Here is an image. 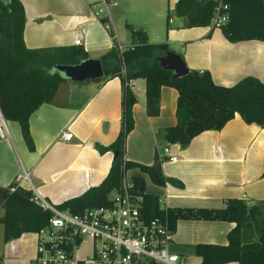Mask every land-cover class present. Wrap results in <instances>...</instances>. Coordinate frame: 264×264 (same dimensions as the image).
Listing matches in <instances>:
<instances>
[{
    "label": "crops",
    "instance_id": "crops-1",
    "mask_svg": "<svg viewBox=\"0 0 264 264\" xmlns=\"http://www.w3.org/2000/svg\"><path fill=\"white\" fill-rule=\"evenodd\" d=\"M20 1L25 18L22 37L30 48L72 45L79 39L77 45L87 57L99 58L114 40L123 46L130 44L129 28L123 35L115 31L122 19L126 26L140 28L147 41L166 42L188 69L207 70L216 83L229 85L244 76L264 82L263 40L229 41L219 27L186 26L183 16L175 23L166 14L176 0H114L101 15L110 23L114 38L94 15L101 0ZM67 80L59 82L50 101L41 102L29 113L31 149L25 145L17 121L6 120L8 135L0 137V186L15 182L25 172L40 194L59 203L104 178L113 156L112 150L100 148L115 138L120 127V78L74 81L73 86ZM131 90L136 98L131 106L133 126L125 135L123 158L149 164L163 146L177 156L173 161H160V169L165 177L180 183L166 180L156 185L144 175L145 191L176 215L169 251L180 264H195L200 257L193 245L226 243V232L234 225L219 216L195 215L197 210H222L225 198L233 196L247 205L264 200V129L234 113L220 127L203 129L183 145L168 142L163 129L175 122V88L160 86L156 115L144 112L141 77L135 78ZM63 132H71V137L63 139ZM127 170L129 178L139 172L136 167ZM20 185L27 187L24 181ZM81 241L91 244L89 239ZM35 243L34 231L3 241L0 224V264H30Z\"/></svg>",
    "mask_w": 264,
    "mask_h": 264
},
{
    "label": "trees",
    "instance_id": "trees-1",
    "mask_svg": "<svg viewBox=\"0 0 264 264\" xmlns=\"http://www.w3.org/2000/svg\"><path fill=\"white\" fill-rule=\"evenodd\" d=\"M217 5L227 13L226 21L219 27L226 39L264 41V0H176L173 11L175 15L186 18V26L209 25L212 11ZM24 21L20 0H0V110L6 120L17 121L25 145L31 149L29 113L41 102L50 101L59 82L67 79L53 66L79 62L87 54L80 45L75 44L27 47L22 37ZM127 27L130 30V44L119 52L114 40L109 50L99 56L103 75L92 80L98 82L117 75L121 81L123 77L119 74V68L123 64L125 78L141 77L144 81L146 115L158 113L161 85L175 88V122L163 129L166 141L183 145L203 129L220 127L234 113L244 122H255L264 129V82L244 76L224 85L214 82L207 70L195 69L173 76V72L161 67L157 60V56L168 49L166 42H149L140 28L134 29L128 24ZM135 100L132 90L121 86L119 130L110 143L100 148L115 152L104 178L81 193L62 200L57 206L79 212L87 206L108 204V194L120 188L126 170L136 167L139 172L130 176V189L142 196L139 209L143 218L152 215L165 217L169 228L174 229L176 215L169 208L160 207L155 195L145 191L144 175L156 185L177 179L162 174L155 152L149 164L123 158L125 135L133 126L131 106ZM11 184L0 186L3 241L24 231H35L49 216L48 210L41 209L30 199V189L21 185L9 189ZM194 214L219 216L234 222L226 232V243L202 242L193 245V252L200 257L195 264L228 261L264 264V200L247 205L242 198L227 197L222 210H197ZM74 264L85 263L78 258Z\"/></svg>",
    "mask_w": 264,
    "mask_h": 264
},
{
    "label": "built area",
    "instance_id": "built-area-1",
    "mask_svg": "<svg viewBox=\"0 0 264 264\" xmlns=\"http://www.w3.org/2000/svg\"><path fill=\"white\" fill-rule=\"evenodd\" d=\"M111 4H115V1L101 0L94 15L114 38L110 23L101 16ZM226 19V11L217 5L212 11L209 25L220 27ZM73 43L80 44L79 39ZM124 47L117 43L119 52ZM119 74L123 77L121 86L131 89L135 78H125L123 64ZM7 135V122L0 110V137ZM70 137L71 132L62 133L63 139ZM158 158L160 161H173L177 156L163 146ZM15 180L9 189L26 180V186L31 191L30 199L41 209L49 211L46 221L34 231L36 243L30 264L75 263L76 245L83 239L91 240L87 260L90 264H180L177 255L168 249L172 229L167 225L166 218L159 215L143 218L139 209L142 196L130 189L132 182L125 174L120 188L108 194V204L87 206L79 212L69 207H59L45 198L32 185L27 173L16 176Z\"/></svg>",
    "mask_w": 264,
    "mask_h": 264
},
{
    "label": "water",
    "instance_id": "water-1",
    "mask_svg": "<svg viewBox=\"0 0 264 264\" xmlns=\"http://www.w3.org/2000/svg\"><path fill=\"white\" fill-rule=\"evenodd\" d=\"M157 60L161 67L171 70L173 76H180L188 71L180 55L171 49L158 55ZM53 67L67 79L76 82L100 78L103 75L100 59L93 57H86L76 63H59ZM114 154L115 152H112V156Z\"/></svg>",
    "mask_w": 264,
    "mask_h": 264
},
{
    "label": "rangeland",
    "instance_id": "rangeland-1",
    "mask_svg": "<svg viewBox=\"0 0 264 264\" xmlns=\"http://www.w3.org/2000/svg\"><path fill=\"white\" fill-rule=\"evenodd\" d=\"M168 13H169V15H170V19H171V21H174L175 23L179 22V20H180V16L175 15V13H174V11H173V7H169V8H168ZM217 28H218V27H217ZM115 31H116L117 35H118V34H119V35H121V34L123 35V34H126L127 32H129L128 27L125 25V22H124L122 19L118 20V23H116ZM126 41L128 42L129 39L127 38ZM174 49H176V51H178L180 48H179L178 45H175V46H174ZM66 82H68L67 84H72V85H70V86H73V85H74V83H72V82H74V81L67 80ZM161 161H162V160H161ZM129 173H130L129 170H127V171L125 172V177H126V178H129V176H128ZM24 184L27 185V181H26V180H24ZM31 232H32V231H31ZM90 249H91L90 241H80V242L76 245L75 257H76V258L83 259V260H85L86 262L89 263V261H87V260H89Z\"/></svg>",
    "mask_w": 264,
    "mask_h": 264
}]
</instances>
